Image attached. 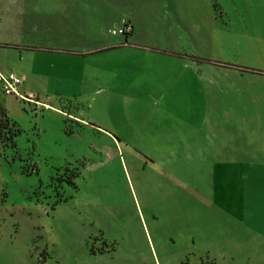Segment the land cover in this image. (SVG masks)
Here are the masks:
<instances>
[{
  "label": "rangeland",
  "instance_id": "1",
  "mask_svg": "<svg viewBox=\"0 0 264 264\" xmlns=\"http://www.w3.org/2000/svg\"><path fill=\"white\" fill-rule=\"evenodd\" d=\"M24 69L0 264H264V0H0Z\"/></svg>",
  "mask_w": 264,
  "mask_h": 264
},
{
  "label": "crops",
  "instance_id": "2",
  "mask_svg": "<svg viewBox=\"0 0 264 264\" xmlns=\"http://www.w3.org/2000/svg\"><path fill=\"white\" fill-rule=\"evenodd\" d=\"M77 23L76 22H73L72 23V28H74L75 26L74 25H76ZM68 25V22H67V24H65V26H67ZM69 27H71V26H69ZM65 28H67L68 29V26L67 27H65ZM132 32V31H131ZM18 47H19V45H18ZM23 49H25V50H23V51H32L31 53L32 54H34L33 55V63L35 64V61L37 60L38 62H40L41 60H42V57H43V55L45 54V53H49V52H52V53H56V54H61V53H63V54H72V55H81V56H87V55H93V54H96V53H99V52H101V50H97V51H92V52H89V53H87V54H83V53H74L71 49H66V50H64V51H61V49L60 50H58V49H48V47H44V46H39V45H37V46H34V45H24V47H22ZM24 53V52H23ZM23 53H22V55H23ZM22 55L20 56V61H22L23 59H22ZM48 58H46V60H47ZM47 63H49V62H47ZM48 65V64H47ZM34 68H35V66H34ZM1 71V70H0ZM28 71H26L25 69L20 73V74H18L17 76L18 77H20L21 78V80H22V84H21V89H22V91L25 93V94H23V96H26V97H31L32 99H33V101H35V103H41L40 101H38V100H35L34 99V97H32V96H35V95H33V94H35V87H33V84H31L30 82H28ZM31 76H34V74H32ZM42 76V75H41ZM43 78V77H42ZM46 79H48V77H46ZM27 98V99H28ZM43 104H45V103H43ZM46 106H47V104H45ZM81 125V124H80ZM232 159H230V161H231ZM240 162H241V160H240ZM213 166H214V170H218L219 172H220V169H222V168H225V166H237V167H243V164L242 163H237V161H235V162H225L224 161V159H223V161H221V162H219V163H214L213 164ZM248 166H250V165H248ZM218 174V173H217Z\"/></svg>",
  "mask_w": 264,
  "mask_h": 264
},
{
  "label": "built area",
  "instance_id": "3",
  "mask_svg": "<svg viewBox=\"0 0 264 264\" xmlns=\"http://www.w3.org/2000/svg\"><path fill=\"white\" fill-rule=\"evenodd\" d=\"M131 25L124 24L122 28H112L110 33L113 35L129 33ZM21 78L13 73H3L0 71V88L5 95H14L19 99H27L20 93Z\"/></svg>",
  "mask_w": 264,
  "mask_h": 264
},
{
  "label": "trees",
  "instance_id": "4",
  "mask_svg": "<svg viewBox=\"0 0 264 264\" xmlns=\"http://www.w3.org/2000/svg\"><path fill=\"white\" fill-rule=\"evenodd\" d=\"M131 31L129 33H131ZM129 33H124L122 35H128ZM20 132L21 130L18 128L17 123L9 117L6 108L0 102V142L5 144L6 142L15 144L14 139L19 135Z\"/></svg>",
  "mask_w": 264,
  "mask_h": 264
}]
</instances>
